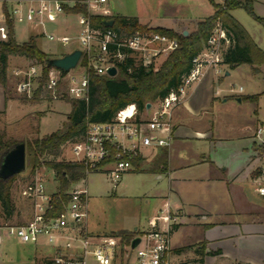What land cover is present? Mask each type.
I'll list each match as a JSON object with an SVG mask.
<instances>
[{"label":"built area","instance_id":"1","mask_svg":"<svg viewBox=\"0 0 264 264\" xmlns=\"http://www.w3.org/2000/svg\"><path fill=\"white\" fill-rule=\"evenodd\" d=\"M92 13L110 14L104 8L107 0H83ZM33 2V1H31ZM24 0L14 3H0V42L9 40V21L36 22L44 24L63 12V0H36L37 4ZM83 25L77 38L81 43L82 55L74 68L65 71L52 66L43 85L41 97L61 99L65 94L74 99H88L90 73L109 75L111 66L117 68L132 59L135 65L150 67L162 55L179 47L177 37L161 32H147L136 29L131 35L118 34L113 28L102 30L91 25L89 19L79 15ZM49 38H55L53 34ZM63 43L72 38L57 37ZM230 44V38L222 25L217 24L204 48L193 58L192 68L182 76L178 89L152 103L145 110V118L135 103L121 108L110 121L92 122L86 135L68 142L73 159L88 165V174L99 171L110 164L109 177L117 183L133 167L132 158L146 147L170 146L174 125L172 111L186 94L187 88L201 79L206 66L223 60V54ZM79 68L77 69V67ZM131 70V67H129ZM20 76L17 89L32 97L43 76V65L31 63L27 69H15ZM111 76V75H110ZM63 87V90H60ZM65 91V94L62 93ZM46 93V94H45ZM259 132L262 130L260 127ZM115 147V151L113 148ZM84 179V178H83ZM255 190L264 195V169L255 178ZM53 192H49L42 175H36L28 183L24 194L32 203L30 218L24 222H13L0 213V246L5 238H17L20 242L46 243L56 250L52 258L56 264H173L170 229H152L139 232L140 241L131 243L121 258V240L112 234L93 233L88 226L89 199L86 187L74 184L68 191L69 198L59 215L50 216ZM171 220V215L167 216ZM176 218V217H174Z\"/></svg>","mask_w":264,"mask_h":264},{"label":"rangeland","instance_id":"2","mask_svg":"<svg viewBox=\"0 0 264 264\" xmlns=\"http://www.w3.org/2000/svg\"><path fill=\"white\" fill-rule=\"evenodd\" d=\"M69 1L74 3L79 0ZM106 5L113 13L137 17L142 21L141 23L146 22L143 24L150 27L170 28L178 35H184L185 31L189 33L196 30L199 21L213 12L211 0H107L103 3V6ZM253 8L256 14L264 18V0H254ZM232 13L264 49V23L257 20L245 8H236ZM79 15L62 12L55 19L46 20L43 25L36 22H17L15 37L18 42L35 39L39 47L52 57L62 56L81 47L77 38L83 28L79 23ZM49 34L56 37L49 38ZM63 35H68L72 39L68 43H63L57 39ZM167 55L159 56L153 62V68L158 69ZM29 65H31L30 59L23 55L9 56L7 94L33 103L44 101L41 108L47 110L41 116L40 131L33 119L30 125L17 124L20 127L17 135L10 137L23 140L26 144L37 136H43L61 127L71 109L67 98L33 99L17 89L20 76L14 71L18 68L27 69ZM260 69L259 73H254L248 63L240 64L235 68L225 65L220 72L222 79L216 83V88H223L224 94L230 95V98L227 101L217 102L214 106L212 132L216 140L211 145L210 153L218 162L224 164L223 166H229L232 171L238 170L240 163L245 161L248 152L246 149L252 147V138L259 126H262L263 133L254 139L260 140L258 153L260 152L262 157L264 154V64ZM226 71L230 74L226 75ZM252 94H259L258 101L243 99ZM239 97H242V100H239ZM142 113L145 118L150 116L146 110ZM69 147V143L63 145L57 159H73L74 155ZM51 158V156L44 157L46 160ZM33 165V159L27 152L26 167L16 175L12 185L16 205V213L11 218L13 222H24L30 218L32 203L24 194V190L33 177L42 175L48 191L52 192L56 189L58 180L54 171L42 163L33 172ZM110 168L111 165L107 164L101 170L90 172L86 178L74 184L76 187H86L88 190L89 228L103 234L119 228H132L135 222L140 228H152L149 221L167 208L163 203L165 199L163 194H168L170 190L167 175L158 177L156 173L131 170L115 184L109 177ZM249 191L253 192L252 185ZM171 217L172 221L177 220L172 214ZM179 235L191 241L198 238L199 232L184 228L175 234L176 238ZM190 250L191 248H188L183 251L191 253ZM55 255L56 250L49 244L20 242L17 238H5L0 246V264H46ZM229 260H210L206 264H232ZM188 264L195 263L188 262Z\"/></svg>","mask_w":264,"mask_h":264},{"label":"crops","instance_id":"3","mask_svg":"<svg viewBox=\"0 0 264 264\" xmlns=\"http://www.w3.org/2000/svg\"><path fill=\"white\" fill-rule=\"evenodd\" d=\"M15 1L0 0V3ZM104 8L110 10L107 5ZM225 65L222 60L206 66L201 79L187 88L182 101L174 107L172 122L175 134L170 147L144 148L139 154V161L133 163L131 169L156 173L158 177L167 175L170 190L168 194H163V203L167 208L149 221L152 224L150 229L140 228L136 222L132 228L119 229L140 232L170 229L173 264H206L210 260L224 259H230L232 264H264V195L255 190V178L264 169V154L262 157L258 153L260 140L254 139L263 133V128H257L252 147L246 149L247 157L238 170L232 171L229 166H223L210 153L216 140L212 132L214 106L230 98V95L224 94L223 88H216ZM228 74L230 72L226 71ZM239 98L242 100V97ZM43 102L33 103L6 95L0 82V130L9 137L15 136L20 129L17 124L30 125L33 119L40 131L41 116L47 111L41 108ZM260 127L262 130L259 132ZM251 185L252 193L249 191ZM169 214L177 220L170 221L167 218ZM184 228L197 230L198 238L191 241L181 235L176 238L175 234ZM190 245L191 253L180 250Z\"/></svg>","mask_w":264,"mask_h":264},{"label":"trees","instance_id":"4","mask_svg":"<svg viewBox=\"0 0 264 264\" xmlns=\"http://www.w3.org/2000/svg\"><path fill=\"white\" fill-rule=\"evenodd\" d=\"M213 13L199 21L198 28L184 35H178L174 30L163 27H150L143 24L137 17H129L121 13L100 14L92 13L86 2L79 0L70 4L63 1V12L67 14H83L92 26L105 30L113 28L120 34L131 35L136 29L147 32H161L178 38L180 45L172 50L162 62L158 69L153 65L145 67L135 65L132 59L120 65L117 75H97L90 73L89 97L88 99H74L65 94L71 104V110L67 119L58 129L37 136L26 144L27 152L33 159L34 172L38 165L44 163L49 166L57 178V186L53 192L51 208L48 211L50 216L59 215L64 209V203L68 200V191L73 184L86 178L88 165L84 161L57 159L62 147L68 142L82 139L92 122L110 121L116 113L129 103H135L138 110L144 111L147 103H154L166 96L170 91L178 89L182 76L193 66V58L204 48L208 38L217 24L222 25L230 38V44L224 52L223 62L230 68L240 64L248 63L254 73L261 71L260 66L264 64V49L258 45L246 27L234 16L232 11L236 8H245L257 20L264 23V18L255 13L253 8L254 0H211ZM6 2L4 6L6 7ZM113 19L112 25L107 21ZM10 38L0 42V82L7 95L8 87V60L10 55H23L30 59L31 63L43 65V76L40 78L39 87L35 90L33 99L42 98L45 92L43 85L52 65L49 59L53 58L42 50L35 39L18 42L15 37V23L9 21ZM131 67V70H129ZM63 90V87H60ZM252 101H258L259 94H252L243 97ZM19 140L9 137L6 132L0 130V164L7 151L12 149ZM115 147L113 151H115ZM264 150V147H263ZM45 156H51L49 160ZM140 159L139 155L132 158L136 164ZM18 173L4 178L0 176V210L6 218H12L16 213V205L12 193L13 181ZM173 227V226H172ZM172 229V228H171ZM139 230L119 229L110 234L118 236L121 240V258L128 250L132 238ZM191 248L182 247L180 250ZM46 264H56L53 259Z\"/></svg>","mask_w":264,"mask_h":264},{"label":"water","instance_id":"5","mask_svg":"<svg viewBox=\"0 0 264 264\" xmlns=\"http://www.w3.org/2000/svg\"><path fill=\"white\" fill-rule=\"evenodd\" d=\"M114 20L111 19L107 21V25H112ZM188 31H185L187 34ZM82 55V49L76 48L71 52H68L62 56L53 57L49 59V64L52 66H56L64 69L65 71L74 68L80 57ZM108 73L111 76L116 75L117 68L115 66H111L108 69ZM241 100V98H239ZM151 102L147 103V107L151 106ZM26 158H27V147L24 141L18 142L12 149L6 152L3 157V160L0 164V176L4 178H8L16 173H20L26 167ZM140 241V237L136 236L132 240V247H135Z\"/></svg>","mask_w":264,"mask_h":264}]
</instances>
